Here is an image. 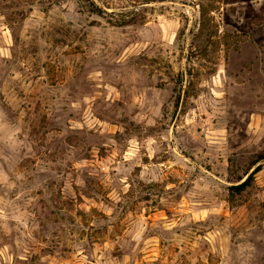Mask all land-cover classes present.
Returning a JSON list of instances; mask_svg holds the SVG:
<instances>
[{"label":"rangeland","instance_id":"rangeland-1","mask_svg":"<svg viewBox=\"0 0 264 264\" xmlns=\"http://www.w3.org/2000/svg\"><path fill=\"white\" fill-rule=\"evenodd\" d=\"M0 264H264V0H0Z\"/></svg>","mask_w":264,"mask_h":264},{"label":"trees","instance_id":"trees-1","mask_svg":"<svg viewBox=\"0 0 264 264\" xmlns=\"http://www.w3.org/2000/svg\"><path fill=\"white\" fill-rule=\"evenodd\" d=\"M252 179H253V174L249 175L248 178L243 183H241L240 185L232 187L231 190L235 191V193L237 195L242 194L243 192H245L247 190L248 187H250ZM231 196L234 197V193L231 194Z\"/></svg>","mask_w":264,"mask_h":264}]
</instances>
